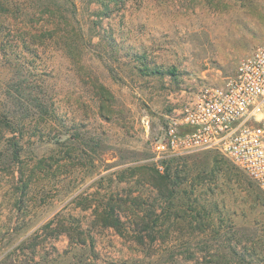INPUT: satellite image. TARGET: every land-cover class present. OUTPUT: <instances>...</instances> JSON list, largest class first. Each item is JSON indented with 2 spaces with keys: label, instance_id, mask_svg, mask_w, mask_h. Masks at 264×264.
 <instances>
[{
  "label": "rangeland",
  "instance_id": "obj_1",
  "mask_svg": "<svg viewBox=\"0 0 264 264\" xmlns=\"http://www.w3.org/2000/svg\"><path fill=\"white\" fill-rule=\"evenodd\" d=\"M263 42L264 0H0V264H264L229 157L151 174L179 100Z\"/></svg>",
  "mask_w": 264,
  "mask_h": 264
},
{
  "label": "built area",
  "instance_id": "obj_2",
  "mask_svg": "<svg viewBox=\"0 0 264 264\" xmlns=\"http://www.w3.org/2000/svg\"><path fill=\"white\" fill-rule=\"evenodd\" d=\"M153 145L163 162L215 150L240 166L264 193V42L222 85H204L182 97Z\"/></svg>",
  "mask_w": 264,
  "mask_h": 264
},
{
  "label": "trees",
  "instance_id": "obj_3",
  "mask_svg": "<svg viewBox=\"0 0 264 264\" xmlns=\"http://www.w3.org/2000/svg\"><path fill=\"white\" fill-rule=\"evenodd\" d=\"M151 174L156 180H158V183H159V181L161 182V179H166L165 174H162L161 170L158 167H157V169L153 168L151 170ZM159 185H161V183ZM105 225L112 226L115 229L121 231V227L123 226V222L121 221V219L119 217H117L116 219L106 221Z\"/></svg>",
  "mask_w": 264,
  "mask_h": 264
}]
</instances>
